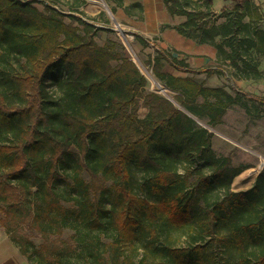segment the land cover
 Returning <instances> with one entry per match:
<instances>
[{
	"label": "trees",
	"instance_id": "obj_1",
	"mask_svg": "<svg viewBox=\"0 0 264 264\" xmlns=\"http://www.w3.org/2000/svg\"><path fill=\"white\" fill-rule=\"evenodd\" d=\"M59 2L0 0V222L26 225L44 240L66 232L73 238L52 247L14 238L21 254L30 264H132L129 252L141 238L140 258L152 264H221L222 245L239 253V264H264V169L248 189L232 190L246 167L218 155L212 134L194 119L216 126L227 105L264 97L191 88L189 77L162 72L164 62L187 74L201 70L154 44L155 75L180 84L176 98L193 118L145 91L132 60L95 41L101 28L75 15L85 0H64L68 14ZM164 3L186 16L175 28L215 45L236 79L264 77L263 17L252 0L218 14L212 0Z\"/></svg>",
	"mask_w": 264,
	"mask_h": 264
},
{
	"label": "rangeland",
	"instance_id": "obj_2",
	"mask_svg": "<svg viewBox=\"0 0 264 264\" xmlns=\"http://www.w3.org/2000/svg\"><path fill=\"white\" fill-rule=\"evenodd\" d=\"M63 1L64 0H61V2L57 3V6L59 8H62V10L66 14H68L67 12H70V9L68 5H66ZM103 1L106 3L109 12L105 7L90 0H85V4L81 8V10H83L82 13H75V15H80L84 20L89 21L95 24V26L101 28L100 30H98L97 34L94 37L95 41L99 45H110L116 54H121L132 60L133 64L138 69L140 74L146 79L145 91L157 92L167 99H171L177 108L186 110L183 107L182 102L178 101L176 98L180 95V92L176 85L179 86L180 84L174 81L173 83L175 84V86L170 87L168 84H166L167 81L160 80L155 75L152 64L150 63L151 57L154 54V46L150 43H143L139 39H136L135 36H131L128 32H124V36L122 34H119L118 27H120L121 29H123V27L116 18L115 13L111 10V7L113 5L111 4L110 0ZM35 5L39 9L43 8V4L40 2L35 3ZM104 17L108 21L103 22ZM64 20L66 22H72L74 25L77 24V22L68 17V15H64ZM79 26L83 28L81 24ZM118 61V58H114L112 59L111 63L115 66ZM14 66L18 67L16 64H14ZM173 73H176L174 75L181 77L183 80L184 77H189L192 80L189 83V87L191 88H194V84L196 83H201L205 86H208L207 74H187L177 71H173ZM153 79L158 82V84L166 87L173 99L168 95L162 93L159 90L158 85L153 82ZM48 86L50 89L54 88V86L51 84H48ZM234 91L236 92L235 89ZM198 100H202V98L198 97ZM139 106V116L145 115L147 112V107L142 99L139 101ZM239 107L240 106H236L231 112H228L224 117L223 122L217 126L208 124L206 120L195 118V121L198 124L207 128V130L212 134V148L218 155H229L234 166L248 167L251 165L250 169L245 170L244 173L233 178L231 189L234 191L246 190L251 187L254 184L258 172L264 169V154H260V151L264 149V144H262L264 132L260 130L262 124L256 123L257 120H255V118H252V114L243 115ZM178 170L182 173L184 171L183 166L179 165ZM140 176L141 173L135 172V179H139ZM103 185H110V181ZM94 186L99 188L102 186V183L97 182L94 184ZM213 192L214 194L218 193V191ZM105 194L108 195V191ZM139 195L146 196L143 192H139ZM149 197L152 201L157 198L156 195H149ZM156 203H158V201ZM2 217L3 214L0 211V218ZM4 235L8 236L15 245V241L19 240V238L30 239L36 246L40 245L43 242L45 243V245H49V247L59 246L66 242L72 243L73 241V238H71L72 232H66L60 234L59 236H50L47 240H44L39 233L30 230L26 225H16L12 223V221H9L8 224L5 225L0 222V237ZM134 242L135 246L132 247V250L129 252L132 254V264H152L154 260L151 257H147V259L143 261L140 258L139 252L143 250L142 239H135ZM223 242L224 240L218 241L219 244H223ZM238 255L239 253L237 251L228 250L224 245H222L221 250L218 254V258L221 264H239L237 258Z\"/></svg>",
	"mask_w": 264,
	"mask_h": 264
},
{
	"label": "crops",
	"instance_id": "obj_3",
	"mask_svg": "<svg viewBox=\"0 0 264 264\" xmlns=\"http://www.w3.org/2000/svg\"><path fill=\"white\" fill-rule=\"evenodd\" d=\"M114 7V13L123 30L131 36L136 34L164 50L173 56L183 60L190 68L201 70L200 75H206L203 70H210L208 75V87H223L228 94L235 96L237 91L241 94L264 97V77L252 79H236L233 76L234 68L229 65V60H222L218 56V49L210 43H200L193 38L181 34L176 28L186 21V16L171 14L168 12L164 0H110ZM243 0H212V7L218 14L226 7H232L236 2ZM258 6L262 14V27L264 28V0H252ZM154 48V47H153ZM258 70L264 73V59L260 60ZM162 72L176 74L169 63L164 62ZM178 72V71H177ZM236 90V92L234 91ZM240 106L243 115H251L256 123L262 124L260 128L264 132V102L243 96L242 103L227 105L221 118L220 125L228 112L234 107ZM216 125V126H217ZM264 142V137L263 140ZM262 142V144H264ZM264 154V149L260 151ZM251 168V165L245 170ZM259 173V172H258ZM0 264H30L27 258L21 254L12 240L4 235L0 237Z\"/></svg>",
	"mask_w": 264,
	"mask_h": 264
},
{
	"label": "bare ground",
	"instance_id": "obj_4",
	"mask_svg": "<svg viewBox=\"0 0 264 264\" xmlns=\"http://www.w3.org/2000/svg\"><path fill=\"white\" fill-rule=\"evenodd\" d=\"M90 1H92V2H94V3H97V4H101V5H103L102 3L104 2L103 0H90ZM121 33H122V31H121ZM153 82H154L155 84L158 85L159 90H160L162 93L168 95L170 98L173 99V97L170 95V93L168 92V90H167L166 87H164V86L158 84V82H156L154 79H153Z\"/></svg>",
	"mask_w": 264,
	"mask_h": 264
},
{
	"label": "water",
	"instance_id": "obj_5",
	"mask_svg": "<svg viewBox=\"0 0 264 264\" xmlns=\"http://www.w3.org/2000/svg\"><path fill=\"white\" fill-rule=\"evenodd\" d=\"M102 4H103V5H101V4H99V5L105 7L106 10L109 12V9L107 8L106 3L103 2ZM124 32H126V31H124ZM169 100H171V99H169ZM171 101H172V100H171ZM180 109H181V108H180ZM182 110H183L184 112H186L189 116L193 117L188 111H186V110H184V109H182ZM193 118H194V117H193ZM194 119H195V118H194Z\"/></svg>",
	"mask_w": 264,
	"mask_h": 264
},
{
	"label": "built area",
	"instance_id": "obj_6",
	"mask_svg": "<svg viewBox=\"0 0 264 264\" xmlns=\"http://www.w3.org/2000/svg\"><path fill=\"white\" fill-rule=\"evenodd\" d=\"M121 31H122V33H121ZM124 31H125V30H123V29H121L120 27H118V33H119V34H122V35L124 36Z\"/></svg>",
	"mask_w": 264,
	"mask_h": 264
}]
</instances>
